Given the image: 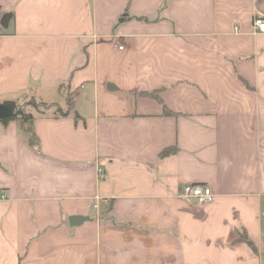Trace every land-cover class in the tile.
Here are the masks:
<instances>
[{
    "label": "crops",
    "instance_id": "crops-1",
    "mask_svg": "<svg viewBox=\"0 0 264 264\" xmlns=\"http://www.w3.org/2000/svg\"><path fill=\"white\" fill-rule=\"evenodd\" d=\"M3 16L0 103L62 105L64 84L73 108L31 112L36 146L0 123V264H264V0H0Z\"/></svg>",
    "mask_w": 264,
    "mask_h": 264
},
{
    "label": "trees",
    "instance_id": "trees-1",
    "mask_svg": "<svg viewBox=\"0 0 264 264\" xmlns=\"http://www.w3.org/2000/svg\"><path fill=\"white\" fill-rule=\"evenodd\" d=\"M125 19H126V16L121 15L117 21L121 22ZM139 94L144 95V96H149L152 98H158L155 90L149 91V92H140ZM28 105H31L35 109V111L38 113H45L48 104L41 102V101L38 102V104H36L34 99H31V101L28 102ZM37 105H40L43 107L39 109L38 108L39 106ZM66 105L68 108L72 110L73 108L72 100L68 101ZM69 112H70L69 110L62 111V109L59 106H55V110L53 111L54 114H58L60 116H66ZM164 113H169V111L167 112L164 111ZM14 120H18L22 123V129H23V132L25 133L28 143L31 146H36L38 144V138L35 135L33 131V127H32V122H33L32 113L30 111L25 110L24 107L17 105L11 114L0 118V123L3 125H7L9 122L14 121ZM175 150H176L175 147L164 148L160 152V156L171 154L175 152Z\"/></svg>",
    "mask_w": 264,
    "mask_h": 264
},
{
    "label": "built area",
    "instance_id": "built-area-1",
    "mask_svg": "<svg viewBox=\"0 0 264 264\" xmlns=\"http://www.w3.org/2000/svg\"><path fill=\"white\" fill-rule=\"evenodd\" d=\"M0 28H1V18H0ZM252 32L253 33H264V19L262 17L256 16L252 20L251 24ZM119 49H122V46L118 47ZM98 173L100 174V177L103 178V171L102 169L98 168ZM181 197L184 199L191 201L192 203L196 205H205L211 202L213 193L209 186L204 184H190L187 183L183 185Z\"/></svg>",
    "mask_w": 264,
    "mask_h": 264
},
{
    "label": "rangeland",
    "instance_id": "rangeland-1",
    "mask_svg": "<svg viewBox=\"0 0 264 264\" xmlns=\"http://www.w3.org/2000/svg\"><path fill=\"white\" fill-rule=\"evenodd\" d=\"M60 91L63 93L66 102L62 105H58L56 103L48 104L47 108H46V112H48V113L53 112L55 110V106H59L62 109V111H66V110L71 111V109L68 108L66 105V103L71 100V95H70L68 89L66 88V86L64 84L61 85ZM31 99H34L36 104H38V102H40L37 98H35L29 94H25L16 102V105L24 107L25 110L35 113V109L31 105H28V102L31 101ZM62 100H63V98L60 99V102H63ZM37 106H39L38 107L39 109H41L43 107L40 105H37ZM3 195H4V193H3Z\"/></svg>",
    "mask_w": 264,
    "mask_h": 264
},
{
    "label": "water",
    "instance_id": "water-1",
    "mask_svg": "<svg viewBox=\"0 0 264 264\" xmlns=\"http://www.w3.org/2000/svg\"><path fill=\"white\" fill-rule=\"evenodd\" d=\"M6 21V17H2L1 19V24H4V22ZM15 104L13 103H0V118H2L3 116H7L9 114H11L13 112V110L15 109ZM71 220H76V217H72Z\"/></svg>",
    "mask_w": 264,
    "mask_h": 264
}]
</instances>
